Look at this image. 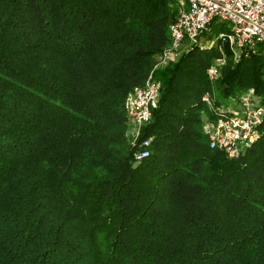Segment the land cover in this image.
I'll list each match as a JSON object with an SVG mask.
<instances>
[{
  "label": "trees",
  "instance_id": "obj_1",
  "mask_svg": "<svg viewBox=\"0 0 264 264\" xmlns=\"http://www.w3.org/2000/svg\"><path fill=\"white\" fill-rule=\"evenodd\" d=\"M173 3L0 0V264H264V120L235 158L204 132L216 90L264 97V43L213 82L216 47L156 70ZM150 75L159 107L132 140Z\"/></svg>",
  "mask_w": 264,
  "mask_h": 264
},
{
  "label": "built area",
  "instance_id": "obj_2",
  "mask_svg": "<svg viewBox=\"0 0 264 264\" xmlns=\"http://www.w3.org/2000/svg\"><path fill=\"white\" fill-rule=\"evenodd\" d=\"M179 3L176 17L169 25L170 42L160 53L155 69L177 62L193 45L206 44L216 47L218 55L207 69V77L213 82L219 79L227 65L229 55L237 62L264 43V0H174ZM213 26L221 31L213 37ZM161 83L150 75L143 88L132 92L125 103V110L131 123L138 131L153 120L159 107ZM211 103L209 94L204 96ZM240 106L224 108L213 120L204 123L212 149L225 152L230 158L241 152L259 138V127L264 120V97L253 89L243 93ZM137 139V138H136ZM150 141L143 143L144 147ZM149 155L142 150L137 159Z\"/></svg>",
  "mask_w": 264,
  "mask_h": 264
},
{
  "label": "rangeland",
  "instance_id": "obj_3",
  "mask_svg": "<svg viewBox=\"0 0 264 264\" xmlns=\"http://www.w3.org/2000/svg\"><path fill=\"white\" fill-rule=\"evenodd\" d=\"M179 2L181 0H178ZM179 3L177 1H174V3L172 4V10L174 12L177 13V9H178V6ZM221 31H223L222 27L221 26H213L212 28V35L213 37L217 36ZM203 45H206L203 43ZM215 60V58L212 59V62ZM229 61H234L233 60V57L232 55H229L228 56V59H227V65L229 63ZM226 65V66H227ZM243 95V93H239L237 96H231V97H226V98H223L220 93L218 92V90L215 91V93L213 94V98L214 99H219L221 101V106L224 107V108H227V109H236L240 106V97ZM204 118H205V115H204ZM129 135H130V138H132V140L138 138L137 137V129H136V126L130 122V126H129Z\"/></svg>",
  "mask_w": 264,
  "mask_h": 264
}]
</instances>
